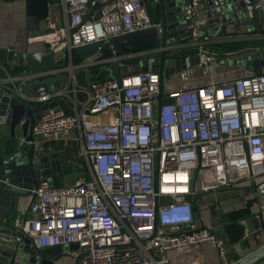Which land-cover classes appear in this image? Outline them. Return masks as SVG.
Listing matches in <instances>:
<instances>
[{"label": "built area", "instance_id": "2783aa9c", "mask_svg": "<svg viewBox=\"0 0 264 264\" xmlns=\"http://www.w3.org/2000/svg\"><path fill=\"white\" fill-rule=\"evenodd\" d=\"M95 1L97 9L90 0H57L61 18L49 14L29 34L30 49L54 52L55 68L0 62V105L9 100L0 128L8 127L12 104L31 108L38 155L60 149L79 168L73 183L42 182L21 198L16 226L39 251L67 247L58 260L69 264H174L205 246L224 259L229 243L203 214L218 204L201 207L198 200L241 189L234 205L253 200L264 219V67L228 81L164 89L158 109L159 72L129 69L162 48L116 52L110 45L112 56L102 58L113 38L160 27L144 5L150 0ZM255 1L261 33L245 32L236 47L255 40L264 46V0ZM206 13L203 0L182 5L183 44L198 51L199 67L216 60L204 52L220 41L210 36ZM98 42L94 56L73 61L77 47ZM113 63L123 71L120 79ZM61 75L66 81L54 92L45 84L34 85L31 96L22 90Z\"/></svg>", "mask_w": 264, "mask_h": 264}, {"label": "water", "instance_id": "95a60500", "mask_svg": "<svg viewBox=\"0 0 264 264\" xmlns=\"http://www.w3.org/2000/svg\"><path fill=\"white\" fill-rule=\"evenodd\" d=\"M1 1V0H0ZM13 2V0H3ZM25 3V49L14 56V48L10 47L8 61L26 62L32 71H42L55 68L57 61L53 51L49 49L31 51L27 38L32 31L40 29L41 22L45 20L50 11V0H15ZM97 9L99 4L90 0ZM185 0H150L144 5L158 4L160 12V27L151 28L143 32H135L124 36L115 37L103 47L102 58L112 56L110 45L116 52L124 49L135 50L143 48H162L152 55L150 60L144 59L129 70L132 72L158 71L160 74V94L158 95V109L161 108L164 97V78L173 73L180 72L188 67L199 64V53L186 47L182 40L184 28L182 5ZM207 9V19L210 36L219 39L217 47L224 48L226 52H204L216 59L237 58L236 64L248 70V73H259L264 67V46L235 48L243 41L244 33L256 31L261 33V11L255 8V0H203ZM101 43H91L77 47L74 54L79 59L94 56ZM250 53L247 57L245 54ZM252 53V54H251ZM232 65L233 62H230ZM113 74L120 79L122 70L118 63L112 64ZM87 72V70H85ZM64 83L66 76L47 79L44 82L23 86L27 96L32 95L34 85L45 84L51 92L60 86L57 82ZM8 98L0 105V114H5L4 109ZM35 124L34 112L21 104H12L7 116L6 125L9 127V139L0 143V264H47V260L59 257L67 249L65 246L49 247L42 251L37 250L32 241L24 234L22 228L14 223L13 214L17 212L18 201L28 195L42 182L59 183L63 180V168L73 167L79 171L76 164L69 162L68 154L53 153L38 155L34 144L32 129ZM20 134L17 135L16 129ZM33 197L35 195L33 194ZM194 198V202H195ZM3 201H8L9 206L4 207ZM2 204V205H1ZM211 217V227L220 231L227 239L229 245L242 253V243L258 232H264V223L258 218L256 212L250 213L238 220H233L230 213H226L215 203L208 207ZM76 249L77 245H71ZM264 260V246L242 256L234 264H257ZM53 264V262H51ZM50 263V264H51Z\"/></svg>", "mask_w": 264, "mask_h": 264}, {"label": "crops", "instance_id": "0c3cea01", "mask_svg": "<svg viewBox=\"0 0 264 264\" xmlns=\"http://www.w3.org/2000/svg\"><path fill=\"white\" fill-rule=\"evenodd\" d=\"M50 8H52L53 10L50 11V15L52 17H54V20L58 21L61 16H62V8L61 6H59V3L57 2V0H50ZM149 13L151 15V18L154 22H156V20H158V22H160V12H159V7L158 4L154 5H148L147 6ZM249 30H247L246 32H248ZM256 32V31H254ZM252 35V32H248L246 34V36H250ZM260 45L259 41H247V42H243L242 45H240L241 48H248V47H255L257 45ZM25 3L22 1H15L13 0V2H6L1 0L0 1V62L1 63H7V64H15L17 63V61H12L11 63L8 61V53H7V49L10 47L14 48V56L22 53L25 49ZM239 47V46H238ZM237 48V47H236ZM240 48V49H241ZM40 47H33L31 48V51H37L39 50ZM235 49V48H233ZM232 49V50H233ZM211 51H217L219 52H226L224 48H220V47H213L211 48ZM250 53H247L244 55V57H247ZM252 54V53H251ZM206 69L208 71V73L213 74V76H209V79H211L210 77H215L217 78V74L221 73V71H241L243 73L248 72L247 69H244L242 66L239 65H235L232 66L228 61H225L224 59H216L214 62H212L210 65L208 66H191L186 68L187 73L192 72L196 69ZM185 70V69H184ZM190 70V71H189ZM185 73H181L182 78L184 79V75ZM247 74V73H245ZM244 74V75H245ZM210 75V74H209ZM236 78L237 76H231L229 78L226 79H220V80H213L211 82H223V81H228L230 79ZM186 80V79H184ZM191 81L192 84H189L188 86H194V85H201L198 82H194L192 80H188ZM203 84V83H202ZM10 136V131L8 129V127L4 126L0 128V143H3L4 141H6L7 139H9ZM58 152H64L62 150H58ZM71 171H66L65 168L63 169L62 173H63V180H62V184H71L74 182L75 177H76V168H71ZM222 192V191H220ZM242 190L241 189H233L228 191V193L223 197V199L221 200V204H218V207H221L222 210L226 213H230L232 210H235L234 208L238 209V208H242L244 205L239 204V205H231L230 201L231 199L234 200H238L239 196L242 195ZM207 194V193H206ZM202 196V202L201 207L206 205V203H213L215 202V200H211V199H205V195ZM208 200V201H206ZM247 202V201H246ZM2 205V204H1ZM3 206L7 207L9 206V202L8 201H3ZM257 212V206H253L251 208V213ZM204 222L205 225L207 227H211L210 224V213L208 210L204 211ZM13 219H14V223L16 224V222H19V219H21V215H19L18 212H15L13 214ZM262 222L264 223V219H262ZM257 237V236H256ZM251 238L247 239V242L249 244H243L242 243V253L239 254L234 246L229 245L227 247V255L224 259H221L217 250L210 248L208 246H205V248L203 250H200L198 252V256H187L186 260L182 261H175L174 264H177L179 262V264H231L233 262H236L237 260L234 259L235 256H239L238 259H240L242 256H245L247 254H249L250 252H253L254 250L258 249L259 247H253L251 242H250ZM261 246V245H259ZM264 246V245H262ZM261 246V247H262ZM248 247V248H247ZM52 259V261H54L53 264H58L59 262H61V260H58V257H53L50 258ZM48 259L46 262L47 264L51 263V260ZM52 264V263H51Z\"/></svg>", "mask_w": 264, "mask_h": 264}, {"label": "rangeland", "instance_id": "374dc122", "mask_svg": "<svg viewBox=\"0 0 264 264\" xmlns=\"http://www.w3.org/2000/svg\"><path fill=\"white\" fill-rule=\"evenodd\" d=\"M257 46H260L259 44ZM241 47H237L233 50H237V49H240ZM217 52V51H216ZM190 71V70H189ZM181 73H185L183 76H184V80L182 78V75ZM248 74V72H245ZM237 70V71H221V73H218L217 74V78L215 77H210L211 79H209V76H213V74L211 73H208V71L206 69H203V68H200V69H196L192 72H189L187 73V70H181L180 72L176 73L174 76H170L166 83L164 84V89L165 91H169L171 89H177L178 87H187L189 84H192L191 81H188V80H192L194 82H198L199 84H205V83H208V82H211L213 80H220V79H226V78H229L231 76H237V77H242V76H245L246 74ZM210 74V75H209ZM245 74V75H244ZM235 78V77H234ZM16 132H17V135L20 134V130L19 128L16 129ZM72 167H65V170L68 172V171H71ZM228 193V191H218V192H210V193H207L205 195V199H206V196H207V199H211V200H215L216 203H219L221 204V200L223 199V197ZM219 200V201H217ZM208 201V200H206ZM202 202V198H199L198 200V203L200 204ZM230 204L231 205H234V200L230 201ZM236 209V208H234ZM221 235V234H220ZM255 236L257 237H253V239L251 238L250 242L252 244L253 247H261L262 245H264V232L261 231V232H258L257 234H255ZM243 244H246L248 245L249 247V244L247 242V240H245L243 242ZM261 245V246H259ZM247 247V248H248ZM178 253H181V252H178ZM188 255H186L187 257ZM186 257L183 258L184 260H186ZM183 259H180V260H183ZM58 264H69L68 263V260L67 259H64V260H61V262H59ZM191 264H194V263H191Z\"/></svg>", "mask_w": 264, "mask_h": 264}, {"label": "trees", "instance_id": "16d2710c", "mask_svg": "<svg viewBox=\"0 0 264 264\" xmlns=\"http://www.w3.org/2000/svg\"><path fill=\"white\" fill-rule=\"evenodd\" d=\"M157 22H158V20H156V23ZM72 58H73V61L75 63H77V62H79L81 60L74 53H73ZM2 64L6 65L7 63H2ZM18 69H19V67L13 68V72H16ZM94 72L97 73L98 71L97 70H94ZM253 206H254L253 200H247V202L244 204V206L242 208H238V209L232 210L230 212L232 219L233 220H238L239 218L244 217V216L250 214L251 213V208ZM253 237L255 238L256 236L253 235L252 237H249V238H252L253 239ZM238 258H239V256H235L234 257L235 260H238Z\"/></svg>", "mask_w": 264, "mask_h": 264}, {"label": "flooded vegetation", "instance_id": "af4514ba", "mask_svg": "<svg viewBox=\"0 0 264 264\" xmlns=\"http://www.w3.org/2000/svg\"><path fill=\"white\" fill-rule=\"evenodd\" d=\"M228 51H232V49H230V50H228ZM228 62L230 63V62H233V64H232V66H235V65H237L236 64V62H237V58L236 57H234V58H231V61H230V59H228ZM64 169V168H63ZM211 222V221H210ZM218 234H221V235H223L220 231H216Z\"/></svg>", "mask_w": 264, "mask_h": 264}]
</instances>
